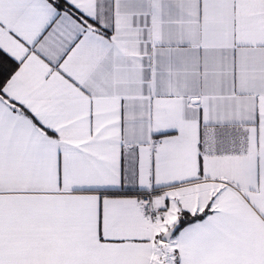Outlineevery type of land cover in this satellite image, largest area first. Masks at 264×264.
<instances>
[{
    "label": "snow or ice",
    "instance_id": "obj_1",
    "mask_svg": "<svg viewBox=\"0 0 264 264\" xmlns=\"http://www.w3.org/2000/svg\"><path fill=\"white\" fill-rule=\"evenodd\" d=\"M0 264H264V0H0Z\"/></svg>",
    "mask_w": 264,
    "mask_h": 264
}]
</instances>
